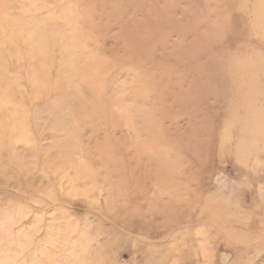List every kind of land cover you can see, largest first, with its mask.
Returning <instances> with one entry per match:
<instances>
[{"label": "rangeland", "instance_id": "1", "mask_svg": "<svg viewBox=\"0 0 264 264\" xmlns=\"http://www.w3.org/2000/svg\"><path fill=\"white\" fill-rule=\"evenodd\" d=\"M0 264H264V0H0Z\"/></svg>", "mask_w": 264, "mask_h": 264}]
</instances>
